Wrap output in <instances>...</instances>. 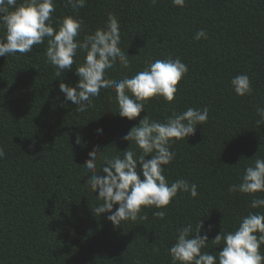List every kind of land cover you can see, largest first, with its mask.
I'll return each instance as SVG.
<instances>
[{"label":"trees","instance_id":"16d2710c","mask_svg":"<svg viewBox=\"0 0 264 264\" xmlns=\"http://www.w3.org/2000/svg\"><path fill=\"white\" fill-rule=\"evenodd\" d=\"M55 8L54 28L66 16L83 20L81 41L106 28L110 14L117 18L130 63L124 68L115 61L106 78H131L156 59L179 58L187 65L174 101L154 97L140 118L147 114L163 123L173 111L208 108L207 123L172 143L176 158L164 166L169 183L186 179L198 195L178 193L166 209L144 208L147 219L120 227L107 219L110 213L95 215L103 201L85 184L88 153L96 148L107 159L123 157L130 145L122 137L140 118L118 115L114 89H101L91 107L78 112L59 84L75 87L74 70L86 54L78 50L73 71L57 75L45 40L31 53L0 57V264H172L177 229L190 224L194 233L201 219V235L211 228L202 251L218 256L222 245L210 242L221 229L235 231L250 212L264 213L250 207L252 196L229 192L246 166L264 159V124H257L256 111L264 107V0H185L183 8L172 0H86L75 12L67 0H55ZM201 29L207 39L197 41ZM5 35L0 27V38ZM241 74L250 78L251 95L240 97L232 88ZM156 211H165V218L155 217Z\"/></svg>","mask_w":264,"mask_h":264},{"label":"clouds","instance_id":"9594fccd","mask_svg":"<svg viewBox=\"0 0 264 264\" xmlns=\"http://www.w3.org/2000/svg\"><path fill=\"white\" fill-rule=\"evenodd\" d=\"M153 4L157 0H152ZM174 6L183 8L185 0H172ZM86 0H67V6L78 11ZM55 0H0V27L6 35L0 38V57L9 54H26L34 50L35 45L47 41L46 57L61 72L73 71L78 50L84 52V62L74 72L79 78L75 87L61 82L59 90L64 99L76 105L78 112H86L91 107V99L100 95L101 89H114L118 103V115L129 121L145 113V104L154 97H163L172 102L176 98L178 85L188 72V67L179 58L156 59L147 68L137 72L131 78H106V72L115 61L127 68L129 56L120 47L119 23L115 16L109 15L104 29H97L93 34L78 39L83 31V20L74 16L64 17L54 28L52 14L55 12ZM207 39L205 30H199L195 40ZM236 95H251L253 88L248 75H237L231 80ZM260 117L257 124H264V107H257ZM209 110L189 107L183 112L173 111L165 122L150 119L146 114L139 119L122 139L129 143L123 157H104L103 150L94 148L88 153L89 159L84 167L91 173L86 186L97 195L103 203L95 208V215L110 213L107 219L114 227H120L122 221L145 220L141 215L144 208L154 206L166 209L178 193H189L195 198L197 186L183 178L169 183L164 166L176 158L171 150L174 142L187 140L194 136L198 126L207 123ZM102 135V129H97ZM133 145L141 150L137 156ZM121 152V151H120ZM5 157L0 148V159ZM150 157V158H148ZM243 159V158H242ZM103 163L97 171V161ZM240 192L252 196V209L264 208V197L255 196L264 193V159H255L254 165L246 166L240 183L230 185L229 192ZM113 211L114 206H117ZM155 217L165 218V211H156ZM204 228L201 219L193 233L189 224L177 229L175 243L169 249L172 264H264V213L250 212L241 218L235 231H221L210 242L222 245L218 256L202 251L209 244L208 233L211 228ZM159 253V249L154 248Z\"/></svg>","mask_w":264,"mask_h":264}]
</instances>
